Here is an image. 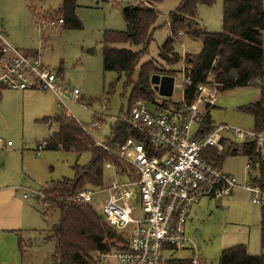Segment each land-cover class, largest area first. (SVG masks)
Instances as JSON below:
<instances>
[{
  "label": "rangeland",
  "instance_id": "1",
  "mask_svg": "<svg viewBox=\"0 0 264 264\" xmlns=\"http://www.w3.org/2000/svg\"><path fill=\"white\" fill-rule=\"evenodd\" d=\"M182 1L164 0L156 5L159 14L157 29L149 54L141 64L154 63L161 69L170 68L158 53L170 35L169 15ZM61 2L0 0V30L8 43L28 55L38 54L41 62L59 74L68 88L80 92L79 102H67L69 114L86 127L95 142L104 145L111 134L110 124L115 122L122 108L127 110L132 87L124 89V80L116 83L118 76L115 72H104L103 38L105 31L127 30L123 12L129 5L125 0H78L76 17L81 22L80 29H68L63 25L54 28L39 26L42 21L60 18L57 12ZM137 4L138 1L133 5ZM197 13L204 30L211 33L223 31V0H215L211 6L200 5ZM123 47L135 51L142 49L140 46ZM174 48L181 57L184 54L195 56L201 52L202 42L184 37ZM182 67L179 62L170 69L180 72ZM177 83L174 100L181 94L180 83ZM260 96V86L228 88L220 92L216 105L202 109V113L211 121L212 127L227 125L242 131H254L253 116L244 108L257 102ZM158 97L160 101L165 100ZM0 99V264H53L56 243L47 237L52 235L60 214L44 216L47 206L42 190L52 183L75 178L74 166L87 165L92 155L90 152L38 151L39 146L58 131L57 124L46 125L40 120L64 113L51 93L4 89ZM147 105L152 111L157 108L150 103ZM96 114H102L98 128L93 127ZM226 137V151L216 150L219 159L213 161L223 173L235 177L243 186L258 173L249 167L250 159L243 154L242 147L235 154L226 153L233 144L240 145L232 134L228 133ZM8 142L12 147L7 148ZM115 178L112 170L104 171L105 184ZM103 197L95 198L92 204L101 217ZM261 218L262 207L253 204L251 194L239 187L232 197L204 199L195 206L189 214L186 231L203 264H220L222 252L236 246L246 245L248 253L253 256L263 253ZM20 236L26 245L25 253L19 247ZM109 243L115 249L123 242L114 239ZM191 246L189 251L171 253V259L190 260L194 256ZM98 261L100 264H121L115 260L102 263L98 258Z\"/></svg>",
  "mask_w": 264,
  "mask_h": 264
},
{
  "label": "trees",
  "instance_id": "2",
  "mask_svg": "<svg viewBox=\"0 0 264 264\" xmlns=\"http://www.w3.org/2000/svg\"><path fill=\"white\" fill-rule=\"evenodd\" d=\"M137 5L129 6L123 12L127 30L105 31L103 38V70L115 72L116 83L124 80V89L132 87L127 110H121L119 116L110 124L111 134L104 146L115 149L129 137L136 136L125 121L130 118L135 102L144 101L167 112H177L181 104L171 99L159 100L151 84L154 74L175 76L179 71L170 69L182 62V57L175 51V44L184 37L202 41V50L198 55L186 56L190 83L185 86V99L192 102L198 86L204 84L210 74L216 83L223 85V90L232 87L260 86L261 96L257 102L244 108L254 119V131H264V7L263 0H223V31L211 33L204 30L198 21V7L211 6L215 0H183L170 13L168 19L169 38L160 48L158 57L166 62L168 69H161L154 63H143L148 56L159 19L156 5L164 0H137ZM78 0H62L57 12L63 19V26L68 29H80L81 22L76 17ZM52 20V19H51ZM56 20V19H53ZM179 33H183L179 36ZM142 47L139 51L123 46ZM2 51L0 48V57ZM232 71L235 76L232 77ZM4 88L0 87L1 91ZM40 123L57 124L58 131L49 136L39 146L46 151H72L77 154L90 152L92 157L85 166L75 165V178L64 179L45 187L43 195L47 206L44 216L59 212L60 219L52 228L48 240L56 243L53 264H100L99 254L109 253L113 249L110 240L125 239L113 228L107 226L92 205L76 204L68 198L89 187H103L104 171L107 163L115 165L123 172L129 166L104 147L97 146L87 133L86 127L73 116L66 114L44 117ZM206 132L213 127L208 118L203 121ZM203 125V124H202ZM228 149V154L237 153L239 148ZM243 154L249 157L252 169L257 171L250 180L264 190V157L255 142L243 143ZM236 149V152L234 150ZM226 151V150H225ZM210 152V158L217 157L216 149ZM261 244L263 253L253 256L246 245L224 250L220 264H264V208L261 221ZM19 247L25 253L23 238L19 237ZM166 264H191L190 260L170 259Z\"/></svg>",
  "mask_w": 264,
  "mask_h": 264
},
{
  "label": "built area",
  "instance_id": "3",
  "mask_svg": "<svg viewBox=\"0 0 264 264\" xmlns=\"http://www.w3.org/2000/svg\"><path fill=\"white\" fill-rule=\"evenodd\" d=\"M136 1L125 0L129 6ZM63 24V19H52L40 22L39 26L54 28ZM0 48V87L53 93L58 107L70 115L67 102L81 100L77 89L68 88L60 75L46 67L38 56L28 55L8 43L1 30ZM182 65V70L174 76L175 87L179 82L181 89L178 102L181 107L177 112L159 108L152 111L146 102L137 101L130 118L125 120L136 136L115 149L96 142L124 161L129 170L123 172L107 163L105 170L114 172V180L103 187L83 189L68 198L76 204L92 205L95 198L104 196L102 218L125 242L109 253L99 254L102 263L115 260L121 264H166L171 253L190 250L192 242L186 225L192 209L204 199H227L239 187L251 194L253 204L264 208V190L251 180L239 185L235 177L221 171L209 152L224 151L228 142L226 134L230 133L240 142L234 145L236 148L245 142H255L264 154V131H242L220 125L206 132L202 109L216 105L223 85L216 83L210 74L198 86L195 99L188 103L185 86L190 78L186 54L182 55ZM101 116L95 115L93 127L101 126ZM87 133L90 134L88 130ZM7 145L10 147L12 143ZM191 247L194 252L191 264H203L198 250Z\"/></svg>",
  "mask_w": 264,
  "mask_h": 264
},
{
  "label": "water",
  "instance_id": "4",
  "mask_svg": "<svg viewBox=\"0 0 264 264\" xmlns=\"http://www.w3.org/2000/svg\"><path fill=\"white\" fill-rule=\"evenodd\" d=\"M129 10V7H126L124 11ZM232 77L235 76V71H232ZM151 84L155 92L163 98H172L174 95L175 89V78L174 76L154 74L151 78ZM209 104L207 105V108ZM236 152V149L234 150Z\"/></svg>",
  "mask_w": 264,
  "mask_h": 264
},
{
  "label": "crops",
  "instance_id": "5",
  "mask_svg": "<svg viewBox=\"0 0 264 264\" xmlns=\"http://www.w3.org/2000/svg\"><path fill=\"white\" fill-rule=\"evenodd\" d=\"M202 42V41H201ZM38 55V54H37ZM37 55H33V56H37ZM26 91H32V90H26ZM36 91V90H35ZM174 91H175V89H174ZM22 92H25V91H22ZM158 94V93H157ZM51 95H53L54 97H55V95L53 94V93H51ZM174 96V95H173ZM1 97V96H0ZM56 98V97H55ZM169 99V98H168ZM181 99V94L180 95H178L177 96V100H174L173 99V97H172V101L174 102V103H178L179 102V100ZM0 101H1V99H0ZM56 101H57V99H56ZM56 116V115H55ZM46 117H52V116H46ZM10 147H12V146H10ZM8 145H7V148H10ZM38 151H40V149H38ZM232 197V196H231ZM25 198H28V196H25ZM263 209V208H262ZM261 221H262V218H261Z\"/></svg>",
  "mask_w": 264,
  "mask_h": 264
}]
</instances>
